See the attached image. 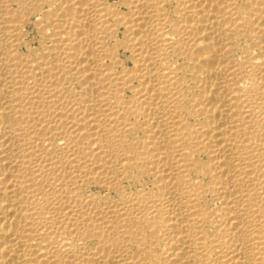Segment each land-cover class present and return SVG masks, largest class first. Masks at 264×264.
Wrapping results in <instances>:
<instances>
[{"label":"bare ground","instance_id":"6f19581e","mask_svg":"<svg viewBox=\"0 0 264 264\" xmlns=\"http://www.w3.org/2000/svg\"><path fill=\"white\" fill-rule=\"evenodd\" d=\"M0 264H264V0H0Z\"/></svg>","mask_w":264,"mask_h":264}]
</instances>
